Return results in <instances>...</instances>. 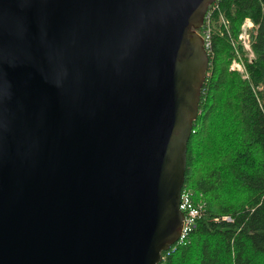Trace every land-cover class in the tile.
Segmentation results:
<instances>
[{
  "label": "water",
  "instance_id": "95a60500",
  "mask_svg": "<svg viewBox=\"0 0 264 264\" xmlns=\"http://www.w3.org/2000/svg\"><path fill=\"white\" fill-rule=\"evenodd\" d=\"M213 1L0 0V264L161 261Z\"/></svg>",
  "mask_w": 264,
  "mask_h": 264
},
{
  "label": "trees",
  "instance_id": "16d2710c",
  "mask_svg": "<svg viewBox=\"0 0 264 264\" xmlns=\"http://www.w3.org/2000/svg\"><path fill=\"white\" fill-rule=\"evenodd\" d=\"M208 10V67L181 188L202 213L158 264H264V0H215ZM247 17L251 60L237 37ZM234 57L247 77L229 68Z\"/></svg>",
  "mask_w": 264,
  "mask_h": 264
},
{
  "label": "built area",
  "instance_id": "2783aa9c",
  "mask_svg": "<svg viewBox=\"0 0 264 264\" xmlns=\"http://www.w3.org/2000/svg\"><path fill=\"white\" fill-rule=\"evenodd\" d=\"M208 15H209V10L207 9L205 16H204V19H203V23H204V21ZM221 21L225 26L227 25V20H225V18H223L222 16H221ZM251 26H252L251 20L248 17L245 18L241 24V30L237 36L238 42L246 50V55H247L249 60H251L253 57V52H252L251 47H250L249 33H248V29ZM199 29H198V32L201 34V36L203 38V45H204V48H205L206 53L208 55V50H209L210 43H211L210 42L209 26L207 25V26H205V28L203 26L202 28L200 27ZM229 68L238 71L242 77H244V78L247 77V71H246L244 64L242 63L241 60L237 59L236 57H234L231 60ZM179 208L183 212V220H182V227H181L180 236H179L178 240L184 238L185 235L187 234V232L189 230H191L192 227L194 226L196 218L199 217L200 214L202 213V211H201L202 210V203L199 202V203L194 204L193 201L191 200L190 192H181L180 193V200H179ZM222 217L226 220H230V216H228V215H225Z\"/></svg>",
  "mask_w": 264,
  "mask_h": 264
},
{
  "label": "rangeland",
  "instance_id": "374dc122",
  "mask_svg": "<svg viewBox=\"0 0 264 264\" xmlns=\"http://www.w3.org/2000/svg\"><path fill=\"white\" fill-rule=\"evenodd\" d=\"M200 30V29H199Z\"/></svg>",
  "mask_w": 264,
  "mask_h": 264
}]
</instances>
